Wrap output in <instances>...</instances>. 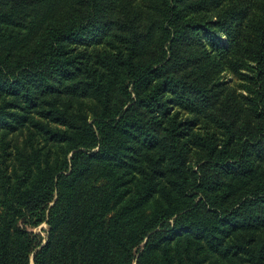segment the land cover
Instances as JSON below:
<instances>
[{"label":"trees","instance_id":"16d2710c","mask_svg":"<svg viewBox=\"0 0 264 264\" xmlns=\"http://www.w3.org/2000/svg\"><path fill=\"white\" fill-rule=\"evenodd\" d=\"M0 264H264V0H0Z\"/></svg>","mask_w":264,"mask_h":264},{"label":"rangeland","instance_id":"374dc122","mask_svg":"<svg viewBox=\"0 0 264 264\" xmlns=\"http://www.w3.org/2000/svg\"><path fill=\"white\" fill-rule=\"evenodd\" d=\"M44 229H47V226L45 224L39 226L38 228L33 229V231L38 233V234H42L43 236H45V233L43 232Z\"/></svg>","mask_w":264,"mask_h":264}]
</instances>
